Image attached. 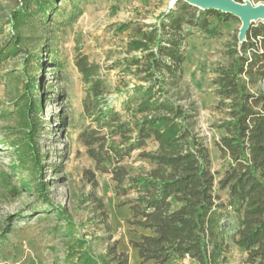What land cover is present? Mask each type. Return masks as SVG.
I'll list each match as a JSON object with an SVG mask.
<instances>
[{
    "label": "rangeland",
    "instance_id": "1",
    "mask_svg": "<svg viewBox=\"0 0 264 264\" xmlns=\"http://www.w3.org/2000/svg\"><path fill=\"white\" fill-rule=\"evenodd\" d=\"M170 1L55 0L46 15L35 11L34 4L30 9L33 15L18 30L12 19L14 12L23 7L21 0H0V264H81L86 252L102 256L115 242L118 252L129 254L130 264H142L131 241L149 232L132 224L133 212L123 203L134 198L135 192L117 196L113 175L96 172V163L80 139L85 130L97 128L98 123L85 111L89 85L76 62L87 56L89 62L100 65L99 75L107 85L106 100L122 112L124 119H131L138 102L123 106L127 91L131 94L136 84L146 85L147 81L125 62L143 54L131 48L130 41L141 38L142 32L157 24L160 15L169 10ZM210 19L222 35L211 37L193 28L186 42L182 87L190 89L199 105L197 130L219 179L227 161L217 147L225 133L214 125L224 115L217 108L221 98L213 80L218 68L233 63L231 51L237 46L241 21L235 17L221 20L215 15ZM36 55L41 62L28 71L27 65ZM32 77L40 80L36 86ZM258 89L264 91V80ZM28 96L42 121L37 141L47 154L42 162L46 165L43 173L34 177L35 184L40 180L46 184L42 192L25 187L26 171L20 174L15 170L19 163L11 146L12 141L25 136L18 111ZM90 106L94 110L96 104L91 102ZM157 147L150 140L147 148L133 152L125 161L130 173L148 171L152 164L139 153ZM88 170L96 174L97 187ZM96 197L106 205L111 231ZM237 228V218L229 213L224 233L230 250L222 264H249L247 251L232 241ZM167 264L197 263L183 258Z\"/></svg>",
    "mask_w": 264,
    "mask_h": 264
},
{
    "label": "trees",
    "instance_id": "2",
    "mask_svg": "<svg viewBox=\"0 0 264 264\" xmlns=\"http://www.w3.org/2000/svg\"><path fill=\"white\" fill-rule=\"evenodd\" d=\"M21 3L23 7L14 12L12 19L18 30L33 15L30 9L34 4L35 11L46 15L55 0ZM214 15L221 20L233 17L181 2L162 13L159 22L142 32L141 38L130 41V47L143 54L125 62L147 81L146 85L136 84L131 94L127 91L123 106L138 102L131 119H124L122 112L106 100L107 85L99 75L100 65L89 62L87 56L76 62L89 85L85 111L98 123L97 128L85 130L80 139L96 163V172L113 175L117 196L135 192L134 198L123 203L133 212L132 224L149 232L131 241L142 264H167L187 255L197 264L225 263L230 250L224 233L229 213L238 220L233 243L247 251L249 264H264V91L258 89L264 80V22L254 24L242 51L238 50L237 39L231 51L232 65L218 68L213 80L221 98L217 108L224 115L214 125L225 133L217 147L227 161L218 179L209 149L197 130L199 105L190 89L182 87L186 42L193 28L211 37L222 35L212 26L210 16ZM40 62L41 57L36 55L27 70H35ZM31 80L34 86L40 81L35 77ZM91 102L96 104L94 110L90 109ZM18 114L25 136L11 143L19 163L15 170L20 174L26 171V188L42 192L46 184L43 180L35 184L34 177L43 173L46 165L42 162L47 154L37 141L42 121L32 98L27 97ZM150 140L158 144L157 149L143 150L139 156L149 160L152 167L130 173L125 161L133 152L147 148ZM88 173L97 187L96 174L91 170ZM95 201L111 231L106 205L101 198ZM117 245H109L99 257L86 252L81 264H130L129 254L118 252Z\"/></svg>",
    "mask_w": 264,
    "mask_h": 264
},
{
    "label": "water",
    "instance_id": "3",
    "mask_svg": "<svg viewBox=\"0 0 264 264\" xmlns=\"http://www.w3.org/2000/svg\"><path fill=\"white\" fill-rule=\"evenodd\" d=\"M182 1L201 11L214 10L239 18L241 21L237 36L239 51H242L254 24L264 22V3H255L252 0H171L168 9H175Z\"/></svg>",
    "mask_w": 264,
    "mask_h": 264
},
{
    "label": "built area",
    "instance_id": "4",
    "mask_svg": "<svg viewBox=\"0 0 264 264\" xmlns=\"http://www.w3.org/2000/svg\"><path fill=\"white\" fill-rule=\"evenodd\" d=\"M185 258H189L190 259L189 255H187Z\"/></svg>",
    "mask_w": 264,
    "mask_h": 264
}]
</instances>
